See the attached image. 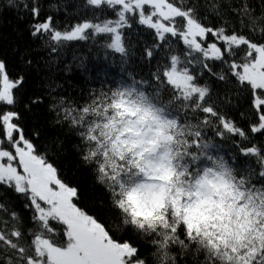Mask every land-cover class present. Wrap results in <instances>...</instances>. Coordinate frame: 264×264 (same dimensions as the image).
I'll use <instances>...</instances> for the list:
<instances>
[{
  "label": "snow or ice",
  "instance_id": "1",
  "mask_svg": "<svg viewBox=\"0 0 264 264\" xmlns=\"http://www.w3.org/2000/svg\"><path fill=\"white\" fill-rule=\"evenodd\" d=\"M8 4L31 15L30 35L53 53L106 36L125 64L136 24L153 39L143 59L168 55L148 79L125 72L82 103L49 86L54 125L78 139L81 162L108 194L100 216L80 206L79 189L52 162L59 138L41 150L40 132L25 131L19 107L44 100L24 104L25 75L0 58V264H264V142H253L264 135V0H86L112 17L63 29L41 18V0ZM206 75L247 94V130L223 111L227 92L213 100ZM217 140L235 153L226 159ZM238 156L251 163L239 166Z\"/></svg>",
  "mask_w": 264,
  "mask_h": 264
},
{
  "label": "trees",
  "instance_id": "2",
  "mask_svg": "<svg viewBox=\"0 0 264 264\" xmlns=\"http://www.w3.org/2000/svg\"><path fill=\"white\" fill-rule=\"evenodd\" d=\"M204 0H201L203 3ZM258 2V0H254ZM42 17L52 15L57 28L70 27L81 20H92L96 17L104 19L112 17L110 10L102 13L98 9L86 4V0H41ZM235 25V19L225 17ZM31 15L22 7L17 9L8 4V0H0V58H4L10 67L22 72L26 82L23 87L22 100L24 104L32 97L40 96L44 103L31 106V110L19 107L22 113V126L26 132L38 131L40 137L34 139L41 150L49 146L53 138L61 141L62 151L55 152L52 162L63 172L66 182L76 186L80 192V206L89 210L91 214L107 215L108 194L105 189L96 183L90 168L84 165L77 154L74 145L79 141L68 130L67 126L54 125L55 113L50 111L48 89L51 86L54 96H65L72 101L83 102L90 88H99L107 80H119L125 72H131L137 79H148L150 72L155 70V64L165 62L168 52L160 49L155 59L150 63L143 59L142 49L145 45H151L153 39L149 32L142 26L133 24V28L126 31L130 37L131 47L125 64L121 63V55L106 49L103 45L107 42L106 36H96L87 41H73L64 44L56 53L51 52L46 38L32 37L30 25L34 23ZM208 22L218 25L221 21L208 15ZM179 50V45H173ZM30 60L32 63L26 64ZM122 68L124 71L122 72ZM219 69H214L218 71ZM202 82H207L213 92V100L217 94L223 97L225 92L231 98V103L223 106V111L236 123L247 130L250 109L247 94L236 90L232 86L227 88L222 82L209 79L207 75ZM253 142H264V135L255 134ZM222 144L220 153L227 159L235 153L234 147L229 141H219ZM236 163L244 167L251 163V158L237 157ZM13 201L19 210L22 201L13 197ZM25 227L30 226L28 214L22 212Z\"/></svg>",
  "mask_w": 264,
  "mask_h": 264
}]
</instances>
